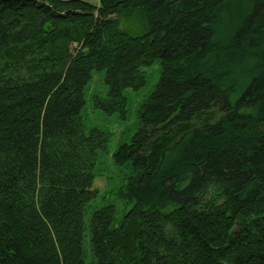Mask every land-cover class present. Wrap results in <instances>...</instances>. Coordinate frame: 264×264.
Instances as JSON below:
<instances>
[{"label":"trees","instance_id":"16d2710c","mask_svg":"<svg viewBox=\"0 0 264 264\" xmlns=\"http://www.w3.org/2000/svg\"><path fill=\"white\" fill-rule=\"evenodd\" d=\"M156 61L87 262L84 87L122 112ZM0 264H264V0H0Z\"/></svg>","mask_w":264,"mask_h":264},{"label":"rangeland","instance_id":"374dc122","mask_svg":"<svg viewBox=\"0 0 264 264\" xmlns=\"http://www.w3.org/2000/svg\"><path fill=\"white\" fill-rule=\"evenodd\" d=\"M94 1V0H89ZM146 82L138 89L126 88L124 111H113L108 113L102 108L94 105V96L104 97L107 95V85L104 80V70H94L90 75L89 81L84 87V105L81 110L82 121L85 132L88 133L93 128L104 132L106 137V147L98 150L96 164L94 167V178L92 188L97 191V195L85 207L83 233L84 259L89 262L93 259L90 249V232L87 226L91 212L107 203L112 202L116 207V223L122 214L129 207L122 200L113 194L123 182H125L124 171H121L114 162V152L117 147L128 142L136 129L139 127L138 109L142 101L153 91L159 77L158 62L144 68Z\"/></svg>","mask_w":264,"mask_h":264}]
</instances>
